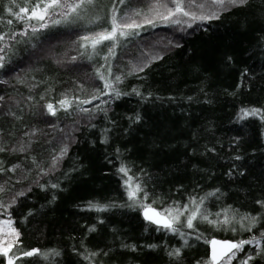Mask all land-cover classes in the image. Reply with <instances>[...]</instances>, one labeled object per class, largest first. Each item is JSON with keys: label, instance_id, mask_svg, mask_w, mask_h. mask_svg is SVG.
I'll list each match as a JSON object with an SVG mask.
<instances>
[{"label": "trees", "instance_id": "16d2710c", "mask_svg": "<svg viewBox=\"0 0 264 264\" xmlns=\"http://www.w3.org/2000/svg\"><path fill=\"white\" fill-rule=\"evenodd\" d=\"M152 2L135 0L145 10ZM261 3L262 0H252L248 7L225 13L219 21L212 22L208 33L197 31L195 35H189L164 26L141 30L136 43L164 48L171 40L178 41L182 47L165 48V59L154 63L142 74L147 77L146 80L135 77L127 80L129 90L139 86L143 91H151L161 99L141 103L138 98L131 96L115 101L109 116L117 121L118 126L110 134L111 142L107 145L100 143L102 129L109 126L102 114L89 121L83 114L66 116L59 113L57 120L42 116L41 110L34 107L31 113L26 110L23 121L0 115V129L5 130V138L10 144H15L25 130L33 127L40 129V143L33 145V148L37 152H44L45 156L48 154L45 150L56 145V140L63 135L46 123V119L56 120L59 128L65 132L72 127L79 128L68 156L63 161L61 172L56 175L60 176L74 166H79V170L63 178L61 187L64 191L57 193L58 200L49 205V194L34 188L19 211L13 209V219L22 232L25 249L58 247L64 250L67 259L71 246L80 243L86 234V226L96 223L99 215L105 218V223L98 226L97 232L87 235L85 244L89 248H118L121 241L138 246L135 253L114 251L109 257L111 264H168L162 250L150 251L140 246L163 244L165 240L169 245L179 246L182 242L162 232H154L153 226H149L145 232L146 222L140 212L127 207H116L100 214L80 212L77 209V205L88 200L114 204L125 202L120 180L115 174L118 163L114 154L116 147L121 149L125 161L137 174L141 168L152 174L156 192L161 193L165 199H179L195 186H200L201 194L219 186L227 193L221 203L234 204L243 211L253 208L254 199L264 198V129L255 119L241 123L235 121L240 107L264 106V14L257 7ZM13 26L17 31L22 30V26L16 22ZM89 27L84 22L50 26L40 35L39 40L32 41L36 44L35 48L30 44L17 45L12 67L19 71L26 84L32 77L41 81L33 95L43 90L44 81L55 85L57 98L62 91L71 93L76 90L77 84L89 87L94 78L95 66L103 63L99 56L89 61L87 55L80 56L76 51L79 34H83ZM73 55L78 56L75 62L70 59ZM135 55L137 50L134 45H130L124 61ZM226 55L234 57L231 67L224 62ZM194 66L199 69L198 72L193 71ZM244 70L250 72L251 80L246 77L244 86L238 88L240 74ZM0 78L9 79L10 84L15 85L11 87L0 84V95H6V101L7 94L20 99L28 94L26 87L16 83L15 73L12 76L0 75ZM201 80H206L207 90L214 101L211 105L167 99L189 95L199 98L202 95L199 93ZM233 92L234 95L229 94ZM86 107L91 108L93 105ZM12 110L18 112L15 107ZM4 111L0 109V113ZM135 111L142 114L143 120L141 124L129 128L125 117ZM90 123L96 127H89ZM241 129L243 139L239 141L242 145L239 151L244 161L237 163L247 165V174L235 182H229L224 174L228 164L232 163L228 157L234 153H229L228 149ZM9 131L13 136H8ZM204 144H216L219 156H189L193 148L197 152L202 151ZM220 144L224 146L222 149L219 148ZM0 158L10 165L22 157L0 154ZM109 159L113 163L110 164ZM193 164L203 171L194 170L191 167ZM211 172H215V175L210 176ZM180 184L184 185V191L176 193L175 189ZM41 204L44 208L37 215L29 217L27 222L22 220L29 208H39ZM213 210L216 208L213 207ZM218 234L221 233L210 235L219 238ZM227 238L232 237L229 235ZM190 244L195 246L185 249L184 264H196L197 261L210 258L209 245L195 240H191Z\"/></svg>", "mask_w": 264, "mask_h": 264}, {"label": "snow or ice", "instance_id": "6c2138e0", "mask_svg": "<svg viewBox=\"0 0 264 264\" xmlns=\"http://www.w3.org/2000/svg\"><path fill=\"white\" fill-rule=\"evenodd\" d=\"M252 0H153L145 10L135 0H0V75L12 76L15 73L16 83L27 88L28 94L23 99L11 94L0 95V109H5L0 115H6L17 121H23L26 110L39 108L44 117L59 119L58 114L66 116L73 114L86 115L89 121L94 120L99 114L109 126L102 129L100 143L107 145L111 142L110 134L117 128V121L109 116L111 105L124 97L135 96L141 103L161 99L151 91H143L141 87L126 86L129 78L135 77L146 80L142 75L152 67L154 63L165 59V48H180L182 45L169 40L164 48L155 45L148 46L136 43L141 30L156 28L159 26L171 27L181 33L195 35L197 31L208 33L211 31L213 21H219L221 17L236 8L248 7ZM261 14H264V0L257 6ZM14 22L22 26L17 31ZM84 22L89 25L87 31L79 34L78 55H87L89 61L99 56L103 63L95 66L94 78L89 87L84 84L76 85V90L62 91L59 98L56 97V88L53 83L44 81L42 91L33 95L40 87L41 81L32 77L27 84L20 77L19 71L12 67V57L16 54V47L20 44H30L36 47L34 40H39L40 35L51 27L69 25ZM6 29V30H5ZM188 30H191L189 33ZM24 38V39H21ZM183 36H181V39ZM134 45L137 55L124 61L129 46ZM83 50V51H81ZM123 50V52H118ZM118 55L120 59L117 60ZM72 62L78 59L77 55L70 57ZM226 65L234 64V57H224ZM60 63V61H57ZM114 68L116 69L114 71ZM198 72L197 67H193ZM251 80L248 70L240 74L239 87L244 86V79ZM51 78H49L50 80ZM98 81V83H97ZM0 84L9 85V79L0 78ZM250 90V87H249ZM227 91V90H226ZM197 96L168 97L169 101H186L189 104L203 103L211 105L214 101L209 95L206 80H201ZM234 95L235 93H229ZM10 101V102H9ZM43 101L41 104L40 102ZM86 105H93L89 108ZM15 107L17 111H13ZM128 127L141 124L143 116L139 111L125 117ZM255 119L264 129V106L240 107L235 121ZM51 127L58 129L63 135L56 140V145L37 152L33 145L39 144L38 128L25 130L15 144H10L5 138V130L0 129V154L16 155L22 157L19 161L6 164L5 159L0 158V264H111L109 257L114 251L137 252L136 244H128L121 241L118 248L105 246L93 249L85 244L87 235L97 232L98 226L105 223V218L97 216L96 223L86 226V234L81 238L78 245H72L68 258L62 248L52 247L42 249L39 247L25 249L22 243V232L16 226L13 219V209H19L25 204V198L39 189L49 194L48 204L52 205L58 200V192L64 191L61 187L64 177L72 171H78L79 166H74L60 176L63 161L67 158L71 143L75 141V133L79 130L72 127L65 132L59 128L56 120H45ZM77 123H79L77 121ZM89 127H96L89 124ZM127 131V129L125 130ZM211 131V129H208ZM8 136H13L11 131ZM195 139V134L193 135ZM243 139V131L237 134L228 149V170L225 172L229 182H235L247 174V165L237 162L244 161L239 149L242 148L240 140ZM51 144L52 141H46ZM222 144L219 148H223ZM264 147V146H262ZM117 163L115 174L120 180L123 194L126 197L123 204L112 202L101 203L100 201L88 200L84 204L77 205L80 212L106 213L112 209L130 208L140 212L145 223V232L149 226L153 231L164 233L177 238L182 242L179 246H172L165 240L163 244L150 243L141 245L150 251L162 250L167 257L168 264H184L185 249L194 247L191 240L203 241L210 245V258L197 261L196 264H264V198H256L252 201L253 208L241 210L240 207L231 203H221L227 193L221 187H214L203 194L199 187L195 186L179 199L169 197L165 199L161 193L155 190V184L151 173L141 168L139 173L133 170L124 159V154L119 147L114 148ZM219 156L216 144H204L202 151L195 148L189 156ZM113 163L111 159L108 161ZM227 162V161H226ZM191 167L198 169L197 165ZM214 176L215 172H211ZM20 185L21 187H17ZM184 191V185L180 184L176 193ZM213 207L216 210H213ZM44 208H29L22 220L27 222L29 217H34ZM115 232V229H113ZM224 236L231 234L232 238H216L214 233Z\"/></svg>", "mask_w": 264, "mask_h": 264}, {"label": "rangeland", "instance_id": "374dc122", "mask_svg": "<svg viewBox=\"0 0 264 264\" xmlns=\"http://www.w3.org/2000/svg\"><path fill=\"white\" fill-rule=\"evenodd\" d=\"M231 235V234H228V236ZM219 238H227L228 236H224L223 234H218Z\"/></svg>", "mask_w": 264, "mask_h": 264}, {"label": "water", "instance_id": "95a60500", "mask_svg": "<svg viewBox=\"0 0 264 264\" xmlns=\"http://www.w3.org/2000/svg\"><path fill=\"white\" fill-rule=\"evenodd\" d=\"M209 250H210V245H209Z\"/></svg>", "mask_w": 264, "mask_h": 264}]
</instances>
